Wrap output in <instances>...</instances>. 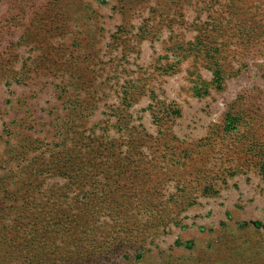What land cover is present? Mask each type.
<instances>
[{"label":"rangeland","instance_id":"obj_1","mask_svg":"<svg viewBox=\"0 0 264 264\" xmlns=\"http://www.w3.org/2000/svg\"><path fill=\"white\" fill-rule=\"evenodd\" d=\"M0 264H264V0H0Z\"/></svg>","mask_w":264,"mask_h":264}]
</instances>
